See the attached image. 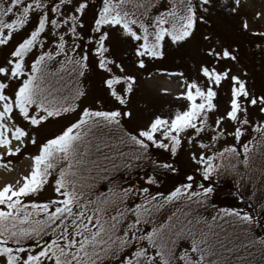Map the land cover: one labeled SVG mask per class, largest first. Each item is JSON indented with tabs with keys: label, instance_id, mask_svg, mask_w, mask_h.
Returning a JSON list of instances; mask_svg holds the SVG:
<instances>
[{
	"label": "snow or ice",
	"instance_id": "1",
	"mask_svg": "<svg viewBox=\"0 0 264 264\" xmlns=\"http://www.w3.org/2000/svg\"><path fill=\"white\" fill-rule=\"evenodd\" d=\"M239 2L235 0L237 5ZM217 5L218 0H0V45L7 46L16 31L27 29L0 63V145L10 144V137L4 132L10 125L4 118L11 116L14 120L18 113L31 125L38 126L74 107L67 102V97L58 100L47 91L43 83L46 58L49 61L55 58L61 68L71 65L80 75L91 64L101 73L110 97L125 106L84 107L78 119L38 146L37 154L31 157L34 162L30 174L23 177L22 184L0 187V264H101L104 258H117L114 264H210L208 256L213 245L218 244L212 228L223 225L227 229L229 223H239L250 229L258 223L251 212L238 207L219 208L210 218L182 213V223H173L177 212L164 222L156 217L161 208L175 200L195 202L197 207L207 202L208 194L214 191L213 185L195 184L194 190L196 173L201 178L215 174L219 179L221 173L227 175L231 170L241 188L249 179L236 164L241 158L245 166L250 164L255 151L251 142L243 143L242 157L235 143L215 150L217 141L229 135L228 127L233 130L234 140L242 138L245 125L264 131V87L256 91L250 85L247 67L221 63L227 59L239 64V44L204 45L206 59L197 65L194 76L174 70L182 81L183 90L176 93L181 107L168 114L153 113L143 126L133 131L120 127L123 118H132L131 109L126 107L127 94L133 91L137 76L125 74L124 63L113 57L110 50L113 34L116 39L127 42L132 63L144 68L149 60L164 57L167 49L179 48L191 41L200 24L211 23L209 13ZM89 9L93 14L86 19ZM236 10L232 8V12ZM255 15L259 17L260 13ZM242 28L258 32L249 29L247 20L242 21ZM213 36L212 32L202 33L201 39L213 40ZM45 40L53 50H41L35 55V47L40 45L42 49ZM256 46L264 56V40ZM30 50L35 58L29 66L26 57ZM90 53L98 59L89 61ZM120 82L123 84L118 91ZM222 87L227 92L223 108L219 103ZM250 107L257 110L259 123L252 122ZM98 127L120 129L115 143L125 150L112 155L126 159V167H132L137 161L154 164L152 174L144 176L150 183H160L161 174L178 172L173 158L185 144L199 145L198 151H189L190 159L197 166L195 172L189 173L184 182L166 195L150 193L147 187L134 191L135 185L114 186L115 191L107 195L93 194L79 178L82 170L72 165L89 163L77 159L78 145L89 129ZM10 136L20 139L28 133L24 127L14 124ZM97 141L107 147L99 136ZM31 142L35 143L34 134ZM16 151L19 149L7 148L8 153ZM154 151L161 154L152 160L150 153ZM97 159L110 163L101 156ZM62 160L68 164L59 168V178L54 181L57 196L41 201L24 200V195L41 186L49 170L55 169ZM92 172L88 168L84 174ZM137 196L139 202H131L129 207L126 202L130 198L134 201ZM239 199L243 200L244 196L239 195ZM259 208L264 211V203ZM145 221L151 222L150 230L140 228ZM181 236L190 241L186 251L176 247L175 242Z\"/></svg>",
	"mask_w": 264,
	"mask_h": 264
},
{
	"label": "rangeland",
	"instance_id": "2",
	"mask_svg": "<svg viewBox=\"0 0 264 264\" xmlns=\"http://www.w3.org/2000/svg\"><path fill=\"white\" fill-rule=\"evenodd\" d=\"M51 2V0H49ZM235 7L236 12H232V8ZM259 12L260 16L257 17L255 14ZM92 10L89 9L86 19L92 16ZM211 19L210 24H200L195 36L187 44L180 46L179 48H170L166 50V55L156 60H149L144 68H140L134 65L130 59L132 52L129 49L127 42L116 39L113 34L111 42V52L115 59H120L125 65V74H135L137 81L134 83L133 91L128 93L127 108L132 111V118H123L121 125L126 126L128 130H135L138 126H143L153 113H164L168 114L169 111L175 108L181 107V99L176 96L178 91H182L181 79L178 72L179 70L185 76L195 75L197 65L206 59L204 55V45L209 43H223L225 46L232 44H239L238 57L239 64L229 60H223V64H233L235 67H247L249 70V82L250 85L259 91L261 87H264V56L261 55V50L256 46L264 40V36L259 33H264V0H240L239 4L235 3V0H218V5L215 10L209 13ZM247 20L249 29H256L258 32H252L243 30L242 21ZM30 27V26H29ZM138 27V26H137ZM24 31H16L11 38V41L7 46L0 45V63H3L5 57L8 55L9 49L18 42L26 33ZM212 32L214 34L213 40H202L201 34ZM53 50L52 46L47 40L43 42L41 49L40 45H37L34 49L35 55H39L40 51ZM30 54L26 57L29 66L31 59L35 56ZM63 56H61V60ZM98 59L91 53L89 54V61ZM46 65L45 76L48 74L49 68L58 70L60 62L49 61L47 58L44 61ZM64 72L69 74L73 73V67L67 65ZM163 69V71H162ZM51 70V69H50ZM64 70V69H63ZM151 73V75H148ZM119 74V73H117ZM79 79L76 85V98L72 102L74 107H70L67 112H61L59 116H54L41 122L38 126H33L25 118H22L20 114L15 115L13 120L11 116L4 118V122L10 125L8 130H4L5 135L10 137L9 145H0V187L5 184H12L13 187H18L23 182V177L30 174L31 165L33 164L32 155L37 154L38 146L45 142L48 138H52L55 135L63 131L70 123L74 122L79 118L80 113L84 107H91L94 109H111L119 105L115 98H111L110 94L105 90L106 86L101 81V73L96 70L95 67L91 66L88 70L84 71L83 75L79 74ZM123 82L117 85V90H120V86ZM15 87V82H13ZM165 89L167 91H165ZM11 88L7 91L11 92ZM220 106L223 108L227 92L224 87L219 90ZM99 101V103H98ZM125 107V106H121ZM34 111V109H32ZM249 113L253 123H259L260 117L257 114L255 108L250 107ZM215 115V113H213ZM14 124H18L26 129L28 136L26 138H13L10 136L11 127ZM227 127V126H226ZM232 128L228 127L229 135L221 137L217 141L218 148L227 147L229 143H235L241 152H243V143L249 141L252 143V149L257 148L259 144L258 140H264V131H257L248 125H245V132L242 134L240 140H234L232 135ZM35 135V143L31 142V136ZM207 143V139H205ZM256 146L254 147V145ZM12 147L13 149H19L14 153H8L7 148ZM250 149V151L252 150ZM190 150H199V145L185 144L181 149L178 150V154L173 158L183 168H187L189 171L195 172V162L189 157ZM68 161L66 160V165ZM215 175V174H213ZM216 176V175H215ZM59 178V174L52 173L48 181L39 186L31 194H25L24 200H48L57 196L54 192V181ZM160 183H150L142 178L135 179L131 182L124 183L121 187L129 185H135L134 191L141 188L147 187L150 193H161L166 195L175 184H172L168 178L159 176ZM114 191V190H110ZM109 192V191H108ZM104 193V195H107ZM159 200V197H156ZM140 197L137 196L130 198L128 203L131 207V202H139ZM173 204L175 201L172 202ZM173 208V209H172ZM165 211L163 216H159V211L156 213L159 216V221L164 222L167 220L170 214L175 212L174 205ZM217 210V209H216ZM212 214H204L203 217L209 218ZM158 218V217H157ZM150 221H145L140 225L142 230H150L148 225ZM190 241L187 239L183 241L178 248L187 250ZM117 258H104L101 264H114Z\"/></svg>",
	"mask_w": 264,
	"mask_h": 264
},
{
	"label": "trees",
	"instance_id": "3",
	"mask_svg": "<svg viewBox=\"0 0 264 264\" xmlns=\"http://www.w3.org/2000/svg\"><path fill=\"white\" fill-rule=\"evenodd\" d=\"M65 68H59L58 70L52 68L47 69L48 74L45 76L43 83L51 95L56 96L58 100L62 97H67V102L72 104L77 97L76 85L79 79V73L73 72L69 74L68 72H64ZM120 127L127 131H131L124 125ZM97 136L104 141L107 147L100 145L97 141ZM119 136V128L98 127L94 130L89 129L80 145H78L79 155L77 159L82 158L89 161V163L82 165L73 164L72 167H79L82 170L79 178L83 179L84 182L88 184L93 194L107 193L110 190L115 191L114 186L118 188L124 183L144 177L145 174H152V169L154 168V164L152 163L137 161L134 162L132 167H126V159L117 158L112 155L113 152H124L125 150L124 147L115 143V139ZM110 137L111 139H109ZM261 141L262 140H258V150L255 148V151L252 152L250 164L248 166L243 164L242 158L240 163L236 164V168L245 171L249 177L248 180L244 181L243 188L236 182L237 178L235 173L231 170L228 171L227 175L221 173L219 179H217L215 175H212L210 178H201L200 175L196 173L194 175V190L195 184L207 185L211 183L213 185L214 191L208 194L207 202L201 203L200 206L197 207L195 202L187 204L182 199L175 200L174 204L170 202L159 211V216L161 217L165 211H168V209L172 208L174 205L177 216L173 223L181 221L182 213H191L192 216L198 218L207 213L213 214L216 209L223 207H238L242 211H249L253 214L258 220V223L250 229L246 224L239 223H229L227 229H225L223 225H221L219 229L212 228V231L216 233L215 240L218 241V244L213 245L211 254L208 256L210 264H218V262L219 264H264V211H261L259 208V205L264 203V144H262ZM255 146L256 144L254 147ZM128 147L129 150H131V146L129 145ZM237 150L242 157L243 152L240 151L239 147ZM160 154L159 151L150 153L152 160H155ZM97 156L106 158L110 163H105L104 160L97 159ZM64 165L66 166V160L60 161L55 169L49 170V176L53 172H59V168ZM174 166L178 168L176 174H161V176L166 179L168 178L175 186L184 182L185 177L189 173H193V171L183 168L176 161ZM88 168H92L93 172L85 175L84 171ZM105 177H107V179H105ZM239 195H243L244 199L240 200ZM159 216H156L158 220ZM182 222L183 221H181V223ZM217 223L219 222L217 221ZM151 227L152 224L148 225V228ZM226 232L229 233L227 236L224 235ZM233 237L236 238L233 239ZM185 240L186 238L183 236L178 237L175 242L176 247ZM245 240L250 243H244Z\"/></svg>",
	"mask_w": 264,
	"mask_h": 264
}]
</instances>
